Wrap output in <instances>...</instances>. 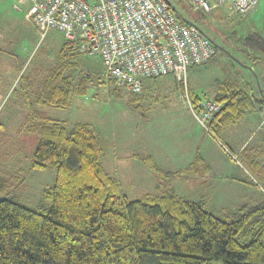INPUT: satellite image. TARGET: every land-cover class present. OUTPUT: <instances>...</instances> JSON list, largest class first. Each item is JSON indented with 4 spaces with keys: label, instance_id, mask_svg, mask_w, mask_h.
Listing matches in <instances>:
<instances>
[{
    "label": "rangeland",
    "instance_id": "obj_1",
    "mask_svg": "<svg viewBox=\"0 0 264 264\" xmlns=\"http://www.w3.org/2000/svg\"><path fill=\"white\" fill-rule=\"evenodd\" d=\"M170 1L181 18L196 19L216 46V54L210 62L207 60L210 75L187 73L191 103L193 89L201 99L213 98L223 80L233 83L245 73L253 75L242 65L248 64L247 58L241 56L242 41L255 30L264 36V0L244 17L234 15L228 6L205 13L201 9H189L187 0ZM15 3L16 0H0V178L3 184L0 199H11L41 213L51 206L44 191L54 183V167L38 170L29 166L39 135L28 127L37 116L49 117L66 127L78 122L92 125L106 141L102 165L116 179L121 195L129 200L145 192L171 189L179 199L202 200L205 210L228 220L241 205L254 203L247 193L261 196L251 186V180L264 187L260 174L264 172V145L260 143L259 133L248 142L245 154L239 155L237 146L246 134L240 122L230 124L225 132L217 135L221 146L203 138L210 152L211 170L205 176L200 171L192 176L186 162L198 145L202 147V139L198 141L188 135V130L196 127L193 123L198 122L190 114L182 85L171 76L145 81L138 93L144 112L141 114L127 107V92L109 79L98 56L76 53L70 58L72 72L76 77L86 78L85 95H73L69 105L63 108L33 102L29 114L21 99L26 95L30 100L35 98L59 56L63 37L54 30L41 35L25 18V6L17 10L13 7ZM14 75L18 81L22 77L15 89L9 86ZM132 154H150L165 175L159 176ZM235 178L249 181L251 185L233 181Z\"/></svg>",
    "mask_w": 264,
    "mask_h": 264
},
{
    "label": "trees",
    "instance_id": "obj_2",
    "mask_svg": "<svg viewBox=\"0 0 264 264\" xmlns=\"http://www.w3.org/2000/svg\"><path fill=\"white\" fill-rule=\"evenodd\" d=\"M178 17L199 26L196 19L181 18L179 13ZM243 41L264 57L263 36L253 31ZM76 53L63 41L34 100L25 97L29 114L33 102L63 108L73 95H85L86 78L72 72L70 58ZM126 95L127 107L144 113L141 96ZM213 99L222 107L206 126L217 136L228 124L244 119L247 111L263 105L264 92L252 97L223 82ZM197 100L192 98L196 109ZM34 120L28 129L37 132L39 140L29 166L54 167V183L44 191L51 206L41 213L0 199V264H264V198L241 205L228 220L179 199L171 189L129 200L102 165L106 141L92 125L78 122L66 127L45 116ZM132 156L165 175L150 154ZM194 168L208 169L199 154Z\"/></svg>",
    "mask_w": 264,
    "mask_h": 264
},
{
    "label": "built area",
    "instance_id": "obj_3",
    "mask_svg": "<svg viewBox=\"0 0 264 264\" xmlns=\"http://www.w3.org/2000/svg\"><path fill=\"white\" fill-rule=\"evenodd\" d=\"M187 1L204 12L228 6L244 17L259 0ZM21 5L41 35L57 31L75 52L98 56L118 88L139 93L146 80L171 76L182 85L188 108L204 128L220 111L222 104L215 99L201 100L194 108L187 88L189 67L211 59L216 46L197 24L182 22L168 0H16L13 7L20 10Z\"/></svg>",
    "mask_w": 264,
    "mask_h": 264
},
{
    "label": "crops",
    "instance_id": "obj_4",
    "mask_svg": "<svg viewBox=\"0 0 264 264\" xmlns=\"http://www.w3.org/2000/svg\"><path fill=\"white\" fill-rule=\"evenodd\" d=\"M258 2H260V0ZM258 5H259V3H258ZM257 33H259V32H257ZM242 42L244 43V41H242ZM243 46L244 47H243V49L241 51V56L242 57L245 56L247 58L248 64H242V65L247 70L248 69L251 70L253 75L251 74L249 76L248 73H245L244 75H241L240 78H238L237 80L235 79L233 81V83H231V82H229V83H231L235 87L245 89L247 91V93L250 96H252V97H259L260 94L262 92H264V57H263V55L261 53L250 50L244 44H243ZM208 61L210 62V60H208ZM208 61L200 63L199 65H201V67L198 64L189 67L187 73L190 72L194 76H196L197 74H200L201 76L205 74L204 77H206V73H207V75L209 73V72H207L208 69H206L207 68L206 66H208L207 63H209ZM250 61H252V62H250ZM209 75H210V73H209ZM203 82L206 83L207 81L205 80ZM223 82H228V81L227 80H223L221 83H223ZM17 85H18V79H17V76L14 75L13 80L10 82L9 86H13V89H15ZM193 90H191V95L193 97L197 98L198 99L197 101L204 100V99H201L199 94L195 93ZM216 93H217V91L213 94L212 97H214ZM196 94H198L199 98H198V96ZM33 100H34V98L32 99V101ZM21 101L22 102L24 101L26 103L25 98H22ZM190 114H191V112H190ZM261 117L262 118L264 117V104L263 105H259V104L256 105L253 109L247 111L246 116H245L244 119L238 121V122H240V124L242 125V128L245 130V133H246V134H243V140H241L239 142V145L237 146V152H238L239 155H244L245 154V151L248 148L247 144L249 145L248 142L250 140H253L254 138H256L257 134H259V133H260V143H261V145L262 144L264 145V124L260 125V123H259L262 120ZM198 123H193L196 127H195L194 130H188V135H189L190 138L195 137V139H197L198 141H200L202 139V147L198 145L195 148V150L193 151L192 156L188 157L186 165L189 163L188 167L190 169L189 171H191V173H192V176H196V175L193 174V173L197 174L196 171H200L199 173H201L202 176H205L211 170V164H210V161L208 160V153H210V152L207 151L206 142L204 141L203 138L207 137L210 140V142H212L214 144H219V146H221V143H220V140H219L218 136L214 135L212 132H208V130L203 128V126L200 123L199 124ZM236 123H231V124H236ZM229 125L230 124L225 126L221 130L220 134H222L223 131L225 132V130H227ZM201 128H203L204 130H202ZM200 130H202L201 131V135H200ZM229 137H231V136H229ZM224 148L225 149H229L228 146H225ZM262 151L264 152V146H263ZM196 154H199L203 158L204 163L207 165L208 169H204L203 168V169L196 170V168H194V159H195ZM252 162L254 164V160L253 159H252ZM255 166H256V164H255ZM262 167H264V166H262ZM260 174L262 176V180L264 181V172H261ZM192 176H191V179H192ZM233 181H237V182L239 181V182H241L243 184L244 183H248L250 185H251V183H253V185H251V186L255 187L257 190L260 191L261 196L257 195L255 192L247 193V196L250 197L252 200H254V203H252V204H256V203L262 201V199L264 198V196H263L264 195V192H263L264 191V187L261 186L260 184H258L257 182H255L254 180H251V183H250L249 181L246 182L243 179L235 178V179H233ZM262 196H263V198L261 199ZM187 201L195 202L193 198H192V200H187ZM195 203H197L199 205H202V206L204 204V202L202 200H199V202H195Z\"/></svg>",
    "mask_w": 264,
    "mask_h": 264
}]
</instances>
